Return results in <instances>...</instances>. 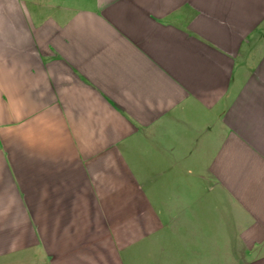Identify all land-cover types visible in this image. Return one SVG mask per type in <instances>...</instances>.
<instances>
[{
    "label": "crops",
    "instance_id": "obj_1",
    "mask_svg": "<svg viewBox=\"0 0 264 264\" xmlns=\"http://www.w3.org/2000/svg\"><path fill=\"white\" fill-rule=\"evenodd\" d=\"M0 264H264V0H0Z\"/></svg>",
    "mask_w": 264,
    "mask_h": 264
}]
</instances>
